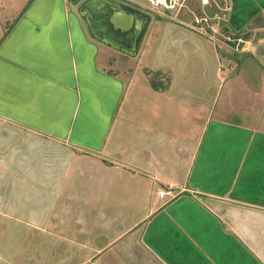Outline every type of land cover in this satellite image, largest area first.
I'll return each mask as SVG.
<instances>
[{
  "label": "crops",
  "instance_id": "obj_1",
  "mask_svg": "<svg viewBox=\"0 0 264 264\" xmlns=\"http://www.w3.org/2000/svg\"><path fill=\"white\" fill-rule=\"evenodd\" d=\"M72 5L32 0L15 9L0 40V117L65 141L63 150L71 151L53 181L41 170L27 175L32 159L13 165L51 187L38 211L14 210L13 226L38 231L40 251L55 254L52 262L40 258L43 264H94L120 241L126 246L115 248L116 256L133 243L160 264H264V117L256 121L252 108L240 109L232 98L230 110L218 108L217 97L212 103L192 93L189 81L179 94L173 78L167 90L154 89L146 68H162L142 66L139 54L127 55L133 72L108 70L106 55L122 52L93 39ZM261 48L254 51L264 61ZM241 110L246 119L228 113ZM129 167L140 190L130 195L142 203L140 218L122 225L119 214L96 208L92 185ZM14 176L13 198H27L16 193ZM87 177L88 190L80 184ZM169 188L172 194L160 197ZM58 200L69 202L59 211Z\"/></svg>",
  "mask_w": 264,
  "mask_h": 264
},
{
  "label": "rangeland",
  "instance_id": "obj_2",
  "mask_svg": "<svg viewBox=\"0 0 264 264\" xmlns=\"http://www.w3.org/2000/svg\"><path fill=\"white\" fill-rule=\"evenodd\" d=\"M31 1L0 0V40L8 29L9 20L11 19L10 23L13 20L15 9L24 4L28 5ZM81 1L71 2L72 9L77 15H79L77 6ZM121 1L152 14L153 20L138 57L142 66L162 68L159 71H162L164 83L173 78L176 94L181 91V83L187 84L189 81L192 93L205 97L212 103L217 97L218 108L230 110L225 103L232 98L238 108L243 110L252 108V118L256 121L264 117V61L259 60L254 51L262 47L260 54H264V3L258 6L261 0ZM1 21H5L4 26H1ZM239 29V36L247 35V40L235 41L234 44L235 32ZM248 42L251 43L253 51L250 50V45H246ZM111 53L116 54H107L104 61L108 70L120 75L134 71L135 60L122 53ZM221 65L224 73L218 72ZM238 69L239 73L236 72ZM141 71L144 72V68ZM221 76H224V79L222 86H219ZM260 83L262 88L255 89ZM228 113L235 119L248 117L242 110ZM28 128L0 117V264H43L40 258L52 262L55 257L54 253L47 254L42 248L40 251L37 230L23 233L20 224L13 226L11 216L14 210L18 213L26 209L27 213L29 210L31 213L38 211L41 199L45 197L41 195L50 190V183L46 185L36 174L32 175L34 179L28 180V177L25 178L21 173V169H15L13 165L19 166L18 162L32 159L36 161V167L27 168L25 171L27 175L41 170L48 180L53 181L56 174L64 171L71 159V151L63 150L65 146L68 148L65 141L39 135ZM129 169V173L126 174L110 173L105 182L95 181L92 185L96 208H105L104 211L108 214H119V222L122 225H130L140 218L142 203L141 199H133L130 195L133 193L132 196H135V192L138 194L140 190L137 187L139 184L136 183V169L133 167ZM13 174L14 179L16 177L19 180L16 193L25 191L27 198H13ZM100 177L99 175L96 178ZM23 179H26L25 186ZM80 180H82L80 184H83L82 189L91 188V181H86L88 177ZM156 196L157 188L154 187L152 198ZM54 202V199L49 200L47 206ZM57 202H61L60 211L65 207L63 204L69 201ZM41 206H44V203ZM24 216L19 215L18 218H25ZM29 217L32 220L38 219L35 215ZM115 234V226H111L109 235ZM23 239H28L25 242L28 246H24ZM124 246L126 242L120 241L114 247ZM115 248H110L101 256L102 258H95L94 264H160L139 245L128 244L124 257L120 254L116 256Z\"/></svg>",
  "mask_w": 264,
  "mask_h": 264
},
{
  "label": "water",
  "instance_id": "obj_3",
  "mask_svg": "<svg viewBox=\"0 0 264 264\" xmlns=\"http://www.w3.org/2000/svg\"><path fill=\"white\" fill-rule=\"evenodd\" d=\"M78 12L93 39L132 57L138 55L153 20L152 14L121 0H83ZM136 17L146 19L141 27Z\"/></svg>",
  "mask_w": 264,
  "mask_h": 264
},
{
  "label": "trees",
  "instance_id": "obj_4",
  "mask_svg": "<svg viewBox=\"0 0 264 264\" xmlns=\"http://www.w3.org/2000/svg\"><path fill=\"white\" fill-rule=\"evenodd\" d=\"M69 1L73 2V3H78L80 0H69ZM239 35L240 34H237L234 37L233 43L235 41L240 42V40H241V42H243V41L247 40V35H243V34L241 36H239ZM146 74L148 75L150 83L154 87V89H156L158 91H165L169 88L171 80H168L164 83L163 78H162V75H163L162 71L147 69Z\"/></svg>",
  "mask_w": 264,
  "mask_h": 264
},
{
  "label": "flooded vegetation",
  "instance_id": "obj_5",
  "mask_svg": "<svg viewBox=\"0 0 264 264\" xmlns=\"http://www.w3.org/2000/svg\"><path fill=\"white\" fill-rule=\"evenodd\" d=\"M83 1V0H82ZM81 1V2H82ZM80 2V3H81ZM79 6V5H78ZM78 6H77V9H78ZM144 11V10H143ZM145 21H146V19L145 18H143V17H136V25H138V24H140V26L139 27H141L144 23H145ZM84 24V23H83ZM151 25V24H150ZM85 26V25H84ZM86 28V27H85ZM86 30H87V28H86ZM240 32V29L239 30H236V32H235V35H237V34H240L239 33ZM145 40V39H144ZM144 42V41H143ZM140 52V51H139ZM139 54V53H138ZM126 55V54H125Z\"/></svg>",
  "mask_w": 264,
  "mask_h": 264
},
{
  "label": "built area",
  "instance_id": "obj_6",
  "mask_svg": "<svg viewBox=\"0 0 264 264\" xmlns=\"http://www.w3.org/2000/svg\"><path fill=\"white\" fill-rule=\"evenodd\" d=\"M172 192H173V190L171 188H169V189L160 191L159 195H160V197H164V196H166L168 194H172Z\"/></svg>",
  "mask_w": 264,
  "mask_h": 264
}]
</instances>
